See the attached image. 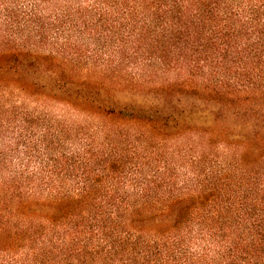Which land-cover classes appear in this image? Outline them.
Instances as JSON below:
<instances>
[{"label":"trees","instance_id":"trees-1","mask_svg":"<svg viewBox=\"0 0 264 264\" xmlns=\"http://www.w3.org/2000/svg\"><path fill=\"white\" fill-rule=\"evenodd\" d=\"M0 264H264V0H0Z\"/></svg>","mask_w":264,"mask_h":264},{"label":"rangeland","instance_id":"rangeland-1","mask_svg":"<svg viewBox=\"0 0 264 264\" xmlns=\"http://www.w3.org/2000/svg\"><path fill=\"white\" fill-rule=\"evenodd\" d=\"M119 95H120V97L122 99H125V100H134V101H138V102H142V101L146 100V98H147L146 97L147 95L144 94V93H141V94H131V93L125 94L123 92V93H120Z\"/></svg>","mask_w":264,"mask_h":264}]
</instances>
